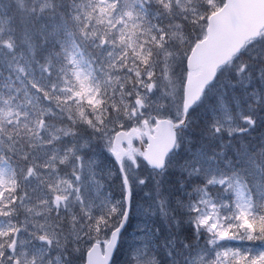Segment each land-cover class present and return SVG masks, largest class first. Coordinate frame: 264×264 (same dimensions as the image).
Returning <instances> with one entry per match:
<instances>
[{"label": "snow or ice", "instance_id": "snow-or-ice-1", "mask_svg": "<svg viewBox=\"0 0 264 264\" xmlns=\"http://www.w3.org/2000/svg\"><path fill=\"white\" fill-rule=\"evenodd\" d=\"M0 264H264V0H0Z\"/></svg>", "mask_w": 264, "mask_h": 264}]
</instances>
